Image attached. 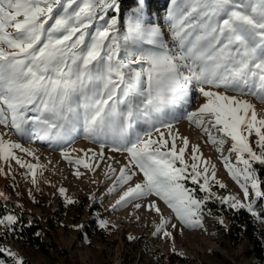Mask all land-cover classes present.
Listing matches in <instances>:
<instances>
[{"label":"rangeland","instance_id":"1","mask_svg":"<svg viewBox=\"0 0 264 264\" xmlns=\"http://www.w3.org/2000/svg\"><path fill=\"white\" fill-rule=\"evenodd\" d=\"M117 3L0 0V209L27 212L57 245L46 255L12 239L7 252L19 264H146L155 249L251 264L185 181L264 228V0H139L122 23ZM94 218L103 230L89 237Z\"/></svg>","mask_w":264,"mask_h":264},{"label":"trees","instance_id":"2","mask_svg":"<svg viewBox=\"0 0 264 264\" xmlns=\"http://www.w3.org/2000/svg\"><path fill=\"white\" fill-rule=\"evenodd\" d=\"M163 0H147V6L150 10L153 9L155 4H160ZM118 8L114 7L110 11V15L117 17L119 22L126 21L129 12L140 6L139 0H118ZM136 13L130 15L134 18ZM96 32V31H95ZM117 50L110 49V53L116 59L118 56ZM254 173L256 178L260 182V190L264 197V165L261 163L254 164ZM185 186L194 191L198 198L205 200L204 208L214 217H222L224 219V236L226 244L230 246H238L243 242H246L245 254L246 257L252 262L251 264H264V228L261 225L258 217L247 207L239 206L235 207L227 204L226 202H219L216 199H205L206 195L200 191L199 184L186 180ZM83 201H75L74 205L80 212H84ZM80 206V207H79ZM96 208H92V212L97 209H101L100 205H95ZM7 212H11L15 216V221L12 224V228L5 227L0 222V262L3 264H19L17 259L7 252V246L12 239H16L23 247H35L46 255L56 250L57 245L51 240V233L44 228L39 221H31L28 213L20 210L19 208H13L10 211L7 209H0V217H4ZM260 215L264 220V206L259 209ZM91 225L84 227L83 233L91 237L99 230L96 218L91 220ZM51 227L54 225L51 222ZM82 233V234H83ZM145 249V248H144ZM150 247H146V250H150ZM145 250V252H146ZM21 264H34L30 263L26 259H23ZM146 264H204L196 262L187 256L181 255L177 252H173L169 255L161 253L157 249L153 250L151 257Z\"/></svg>","mask_w":264,"mask_h":264}]
</instances>
